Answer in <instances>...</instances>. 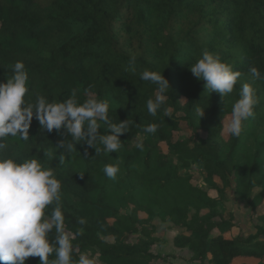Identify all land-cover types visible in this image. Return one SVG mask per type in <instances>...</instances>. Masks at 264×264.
<instances>
[{"label": "trees", "instance_id": "16d2710c", "mask_svg": "<svg viewBox=\"0 0 264 264\" xmlns=\"http://www.w3.org/2000/svg\"><path fill=\"white\" fill-rule=\"evenodd\" d=\"M205 49L241 72L223 101L189 70ZM17 61L29 75L27 101L43 95L60 102L75 90L80 102L107 100L112 122L128 119L118 153L98 144L97 155L86 142L59 150L66 137L44 132L35 118L28 140H4L0 154L35 158L61 181L73 264L84 252L96 264H161L166 257L154 250L158 217L180 228L175 245L191 251L193 264H235L241 257L264 264V79L253 84L258 103L241 134L226 136L221 124L240 86L252 82L249 67L264 76V0H0V83ZM145 70L163 73L171 85L155 117L146 102L157 86L140 78ZM197 108L205 109L200 119ZM149 124L156 133L143 131ZM117 163V176L108 178L104 166ZM229 191L250 199L257 233L227 236L238 225L223 205ZM54 259L55 253L50 264ZM26 264H39V257Z\"/></svg>", "mask_w": 264, "mask_h": 264}, {"label": "clouds", "instance_id": "9594fccd", "mask_svg": "<svg viewBox=\"0 0 264 264\" xmlns=\"http://www.w3.org/2000/svg\"><path fill=\"white\" fill-rule=\"evenodd\" d=\"M130 64L135 72V57L131 58ZM189 70L197 80L205 82L204 87L211 94H220L222 101L234 91L241 77L239 70H234L219 54L207 49L195 63L190 64ZM12 72L6 82L0 83V153L5 148V138L9 136L25 141L29 139L34 118L44 132L55 130L66 137L56 144L59 150L70 153L78 143L86 142L97 155L101 151L98 144L103 145L106 152H119L121 136L128 132V119L112 122L107 100L89 97L80 102L73 90L60 102L49 101L41 95L32 103L25 99L29 91V75L24 63L17 61ZM248 72L252 82L240 86L239 98L231 107L230 118L225 114L221 123L227 132L237 137L245 122L255 115L258 98L253 84L257 79H264L255 66L249 67ZM140 78L157 86L154 98L146 102L147 112L155 117L166 103L170 82L159 71L145 70ZM204 110L196 109L199 119L203 117ZM164 115L171 117L172 113L165 108ZM143 131L154 134L157 126L149 124ZM136 147L143 150L144 145L140 142ZM44 155L47 156V152ZM60 160L63 162L62 155ZM103 172L108 178L115 179L119 163L105 165ZM61 188V181L54 170L39 160L33 158L21 162L0 154V264H26L29 257H39V264H50L49 256L53 253L55 259L51 264H73L74 245L65 229ZM49 206H53L52 211L46 213ZM78 223L84 225L86 221L81 218ZM80 232L82 234V228ZM76 264L96 262L90 252H84L79 254Z\"/></svg>", "mask_w": 264, "mask_h": 264}, {"label": "rangeland", "instance_id": "374dc122", "mask_svg": "<svg viewBox=\"0 0 264 264\" xmlns=\"http://www.w3.org/2000/svg\"><path fill=\"white\" fill-rule=\"evenodd\" d=\"M205 133L203 132V135ZM229 132L225 130L227 136ZM194 168V167H193ZM259 191H254L255 196ZM250 199L242 200L234 191L227 193L226 199L223 200V205L228 216L232 212L235 216V221L238 223L232 231L227 232V236H235L242 234L249 236L257 233V225L259 223L256 214L252 212V208L248 205ZM156 228V236L159 241L154 245L156 252L162 253L166 259L158 260L161 264H193L190 262L192 253L187 248H181L175 245V237L178 235L180 228L176 227L169 220L165 221L160 217L153 220ZM235 264H258L259 260L252 257H241L235 260Z\"/></svg>", "mask_w": 264, "mask_h": 264}]
</instances>
